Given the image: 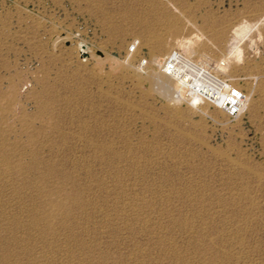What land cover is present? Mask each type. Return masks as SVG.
Masks as SVG:
<instances>
[{
    "label": "rangeland",
    "instance_id": "374dc122",
    "mask_svg": "<svg viewBox=\"0 0 264 264\" xmlns=\"http://www.w3.org/2000/svg\"><path fill=\"white\" fill-rule=\"evenodd\" d=\"M0 264H264V0H0Z\"/></svg>",
    "mask_w": 264,
    "mask_h": 264
},
{
    "label": "built area",
    "instance_id": "2783aa9c",
    "mask_svg": "<svg viewBox=\"0 0 264 264\" xmlns=\"http://www.w3.org/2000/svg\"><path fill=\"white\" fill-rule=\"evenodd\" d=\"M136 51L135 42L129 53ZM147 64V58L142 56L140 67L143 69ZM160 73L175 83L177 89L173 96L178 101H206L222 110L228 118L240 116L246 107L248 95L244 89L209 70L182 49H174L165 55Z\"/></svg>",
    "mask_w": 264,
    "mask_h": 264
},
{
    "label": "bare ground",
    "instance_id": "6f19581e",
    "mask_svg": "<svg viewBox=\"0 0 264 264\" xmlns=\"http://www.w3.org/2000/svg\"><path fill=\"white\" fill-rule=\"evenodd\" d=\"M153 60H154V62L155 63H158V68H159V71H160V68H161V64H162V61H163V58L161 59V58H159V57H157V56H155V57H153ZM223 62L222 61H220V62H217V63H214L211 67H209V66H207V65H205V64H203V63H200V64H202L203 66H205V67H207L209 70H211V69H218L219 68V66L222 68L223 66H224V64H222ZM150 70V69H149ZM153 70V69H152ZM165 77V76H164ZM167 78V77H166ZM169 79V78H168ZM170 80V79H169ZM171 81V80H170ZM173 83V82H172ZM231 83V82H230ZM233 84V83H232ZM174 85H175V83H174ZM235 85V84H234ZM237 86V85H236ZM174 89H177V87H176V85H175V88Z\"/></svg>",
    "mask_w": 264,
    "mask_h": 264
}]
</instances>
